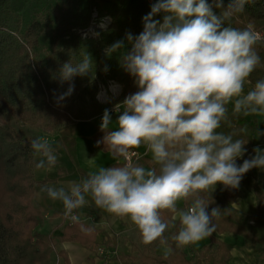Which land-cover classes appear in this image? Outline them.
<instances>
[{
  "label": "clouds",
  "instance_id": "clouds-1",
  "mask_svg": "<svg viewBox=\"0 0 264 264\" xmlns=\"http://www.w3.org/2000/svg\"><path fill=\"white\" fill-rule=\"evenodd\" d=\"M213 2L223 7L222 0ZM254 2L233 0L217 16L207 0H157L142 18L143 31L138 36L126 33L130 49L119 40L105 50L106 55L120 53L121 66L138 89L113 109L120 113L116 130H108L112 116L107 109L100 125L105 136L98 145H107L111 156L124 162L97 167L89 159L92 170L84 178L60 187L45 184L37 197L62 202L64 215L73 222H79L74 211L90 198L97 208L132 224L145 246L158 241L165 258L173 249L164 233L175 224L162 218L164 212L179 220L171 237L178 248L211 236L221 209L209 213L203 194L212 195L218 184L238 189L249 170L264 169V150L258 147L237 164L249 140L238 134L246 133V126L237 130L233 123L240 117H264V79L244 92L261 66L257 45L264 44V37L251 25L239 29L226 23ZM161 13L162 22L154 19ZM94 68L87 52L78 63H64L58 77L69 87L59 100L72 95L74 77L94 75ZM222 125L232 130L217 131ZM255 134L264 132L257 127ZM141 146L150 156L147 166L135 151ZM31 148L41 157L37 170L56 166L58 157L47 138L33 139ZM181 201L191 203L178 209Z\"/></svg>",
  "mask_w": 264,
  "mask_h": 264
},
{
  "label": "trees",
  "instance_id": "trees-1",
  "mask_svg": "<svg viewBox=\"0 0 264 264\" xmlns=\"http://www.w3.org/2000/svg\"><path fill=\"white\" fill-rule=\"evenodd\" d=\"M157 0H0V264H50L51 254L58 242L76 241L87 248L93 245L96 231L80 222L66 223L61 235H52L38 230L45 220V210L34 202L36 181L33 165L36 154L31 141L45 134L56 133L77 119H89L100 113L103 107L79 113L73 103L74 96L83 87L95 100L98 82L117 80L124 84L123 96L138 89L133 78L121 66L120 55H106L104 47L109 36L115 34L130 45L126 33L138 36L143 31V17L151 11ZM233 0H222L223 7L212 5L215 15L220 16ZM58 11V12H57ZM57 12L63 29L55 33L62 41L49 56L50 45L42 47L43 40H51L48 31L51 21L48 14ZM53 16V15H52ZM109 19V23L105 20ZM154 19L163 20V13ZM229 26L243 29L251 25L254 30L264 31V0L247 4L243 13L235 14ZM226 26V25H225ZM92 28L95 35L88 33ZM84 34V37L82 36ZM90 54L95 68L94 75L74 77V91L64 100L59 97L69 87L61 83L58 73L69 60L80 62L83 53ZM261 66L250 76L253 87L264 79V44L257 45ZM107 68V71H105ZM229 104V116L231 109ZM238 130L246 126V133H238L249 140L245 146L250 158L255 154L252 135L256 129L255 117H240L233 120ZM227 125L218 131L229 132ZM105 132L97 127L95 140L103 141ZM133 162H136L134 159ZM147 166L148 160L140 159ZM254 199L256 213H246L233 207L236 198L242 197L238 189H225L223 195L203 194L210 213L220 208L214 219L216 233L239 236L248 249H256L255 264H264V169L253 168ZM191 201L184 202L187 208ZM57 215L58 213H52ZM168 212V217L170 216ZM179 221L168 235L172 254L123 256L139 264H227L231 257V245L209 236V243L192 258L183 247H177L171 239L178 231ZM89 238V239H88ZM58 255L66 257L62 251Z\"/></svg>",
  "mask_w": 264,
  "mask_h": 264
},
{
  "label": "crops",
  "instance_id": "crops-1",
  "mask_svg": "<svg viewBox=\"0 0 264 264\" xmlns=\"http://www.w3.org/2000/svg\"><path fill=\"white\" fill-rule=\"evenodd\" d=\"M252 86L247 83L244 87V92L247 93ZM117 100H111L103 110L89 119H77L66 127L62 128L56 133L45 134L42 137L47 138L55 153L58 157L56 166L51 171H45L43 169L37 170L36 164L41 157L36 155L33 165V173L36 181L34 188V202L37 206L45 210V220L38 230L43 233H49L54 236L61 235L62 228L67 223V217L64 215V206L60 201H53L46 196L43 198L37 197L36 193L40 191L41 186L48 184L56 187L66 186L67 181H79L84 178L90 169L89 159H93L94 164L99 166H116L122 164L121 160L114 159L107 150V145L95 140V134L97 127H100L102 122V116L104 110L117 103ZM112 116V122L109 125L110 130H116L118 115L120 113L110 112ZM256 128L264 132V117L256 118ZM252 139L255 143V148L264 147V135L256 136L255 131L252 135ZM142 158L150 160V156L144 155L146 149L144 146L135 150ZM251 152L247 151L242 158L237 159V164L241 165L244 159H249ZM146 166V165H145ZM238 190L242 193V197L236 198L233 203V207L246 213L247 215H253L256 213V202L254 199V179L252 176V170H249L243 177ZM225 188L223 185H217L214 195H223ZM83 208L77 209L73 214L79 216V222L83 225L90 226L96 231L93 239V245L90 247L83 246L76 241H62L58 242L55 246L53 253L51 254L50 264H139L137 261H130L123 256H140L142 253L147 255H163V247L157 241L154 244L145 246L138 231L135 227L117 218L106 211L97 208L94 203L91 202ZM178 209H186L184 202H178ZM52 213H58L53 215ZM168 212L162 213V218L170 225L175 224L178 219L173 221ZM174 229L170 226L164 233V236L168 238L169 233ZM212 235L223 242L231 245V257L227 264H243L244 260L235 262L233 260L234 249H248L243 245L241 237L216 232ZM89 239V238H88ZM209 243V237L204 238L198 243L190 246L183 247L188 257H194L197 252L202 250ZM104 247L109 250L106 257L98 254V249ZM249 250V249H248ZM251 250V249H250ZM62 251L66 257V263L63 257L58 255V252ZM256 251L254 252L255 255ZM252 264H255V258Z\"/></svg>",
  "mask_w": 264,
  "mask_h": 264
},
{
  "label": "rangeland",
  "instance_id": "rangeland-1",
  "mask_svg": "<svg viewBox=\"0 0 264 264\" xmlns=\"http://www.w3.org/2000/svg\"><path fill=\"white\" fill-rule=\"evenodd\" d=\"M58 12V11H57ZM57 12H55L54 14H48V18L51 19V21L48 23V26H50L51 30L48 31V35L50 37V41L49 40H43L44 42L42 43V47H44L45 45H50V51L48 52V55L51 56L55 51L56 49L59 47V44L60 42L62 41L61 38H57V35H56V31L57 30H61L63 29V25H61L62 22H60L59 20V17H58V14ZM53 15V16H52ZM104 21H107L109 23V19L107 17H105V20ZM88 33H90L91 35H95V32H93V29L92 28H89L88 29ZM82 36L84 37V34L82 33ZM109 44H107L105 47H104V51L109 48L113 43H115L116 41H119L120 39L117 38L115 36V34H111L109 36ZM106 52V51H105ZM111 55H114V56H119L120 53L119 52H116V53H112ZM116 83L119 84V87L117 86V84H112V85H115L114 86V89L117 90V92L119 91H123L124 89V84L122 82H119L117 80H115ZM101 85H105V86H108L109 85V81H107L106 83L102 82L101 80L98 82V86H101ZM125 97L123 96V93L121 92V96L119 99H124ZM73 103L76 105L77 109L79 110V113H82L83 111H89V109H92L93 107V110L96 109L97 107H100V109L102 107H105L106 105H98L94 102V99L93 100H90V97H89V93L84 90V88L82 87L79 92L74 96L73 98ZM109 105V104H108ZM103 110V109H102ZM218 131V130H217ZM250 158V157H249ZM256 251V249H238V248H235L234 249V253H233V260L235 262H239L241 260H244V263L243 264H252L253 261H254V252Z\"/></svg>",
  "mask_w": 264,
  "mask_h": 264
},
{
  "label": "built area",
  "instance_id": "built-area-1",
  "mask_svg": "<svg viewBox=\"0 0 264 264\" xmlns=\"http://www.w3.org/2000/svg\"><path fill=\"white\" fill-rule=\"evenodd\" d=\"M256 32L260 33L262 37H264V31H257L255 30ZM112 84H117V86L119 87V84L116 83L114 80H109V85L108 86H105V85H101V86H98V89H97V92L95 94V100L99 103V104H102V105H108V103L111 101V100H117L118 102L115 103L114 105H111L108 110L110 112H115L113 111V109L115 108V106L117 104H120L122 103V101L124 99H119L120 96H121V92L122 91H119L117 92V90L114 89V86L115 85H112ZM262 150H264V147L262 148ZM135 158H133L134 160ZM124 161L122 160V163ZM72 222V220L70 218H67V223L70 224ZM107 253H109V250H107L106 248L104 247H100L98 249V254L101 255V256H105L107 255Z\"/></svg>",
  "mask_w": 264,
  "mask_h": 264
}]
</instances>
